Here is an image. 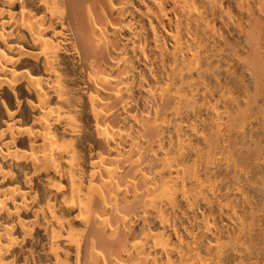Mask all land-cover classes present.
I'll return each mask as SVG.
<instances>
[{"label": "bare ground", "instance_id": "1", "mask_svg": "<svg viewBox=\"0 0 264 264\" xmlns=\"http://www.w3.org/2000/svg\"><path fill=\"white\" fill-rule=\"evenodd\" d=\"M0 264H264V0H0Z\"/></svg>", "mask_w": 264, "mask_h": 264}]
</instances>
